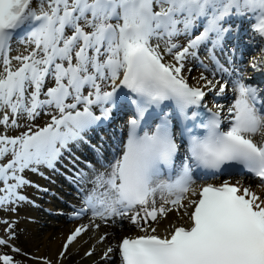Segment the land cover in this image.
<instances>
[{"label":"snow or ice","instance_id":"1","mask_svg":"<svg viewBox=\"0 0 264 264\" xmlns=\"http://www.w3.org/2000/svg\"><path fill=\"white\" fill-rule=\"evenodd\" d=\"M46 171L87 223L32 260L264 264V0H0V212Z\"/></svg>","mask_w":264,"mask_h":264},{"label":"bare ground","instance_id":"2","mask_svg":"<svg viewBox=\"0 0 264 264\" xmlns=\"http://www.w3.org/2000/svg\"><path fill=\"white\" fill-rule=\"evenodd\" d=\"M235 179L239 180L241 183H251L254 186L258 182L252 178L238 177ZM260 191H264V189H260ZM63 205L72 207V205H68L66 203ZM40 211L35 216L34 225H29L32 234L20 237L18 245L24 252H27L28 254H32L34 251H36V254L33 255L34 257L49 258L56 262L58 260L59 253L62 251L64 243L67 240V237L80 224H86L87 218L83 219L82 221L77 220L72 222V212L70 210L58 209L55 211L54 216L50 218L43 217L45 216V213ZM125 232H127V228H125ZM25 234H27V232H25ZM46 235L49 236L47 239H45ZM94 242L95 238L89 239V234L84 233L77 239L76 242L73 243V245L69 247L71 255L66 256L63 264H93V260L98 259V255L88 257L85 255V253L90 249V245ZM39 247L40 250H38ZM0 252H6L7 254L14 255L17 259H24L18 254H14L11 251V248H4L0 246ZM33 256L29 255L27 264H43V259H30V257Z\"/></svg>","mask_w":264,"mask_h":264},{"label":"rangeland","instance_id":"3","mask_svg":"<svg viewBox=\"0 0 264 264\" xmlns=\"http://www.w3.org/2000/svg\"><path fill=\"white\" fill-rule=\"evenodd\" d=\"M30 178L34 180L36 184L40 183L37 181V179L40 177L35 176V177H30ZM51 181H55V177L53 175L51 176ZM51 185H52L51 183L42 184L43 187L48 188V189L51 188ZM27 190L29 192H33L32 188H28ZM37 194L43 195V197L47 198L48 203H45V202L41 203L40 201L39 203L45 206L46 208H48L50 212H53L55 210L54 209L55 206L52 204V200H53L52 197L49 194H40V193H37ZM31 211L33 210L26 204L19 210L18 213L0 212V227L2 228L5 236H7L9 225L4 223L3 221L7 219L8 221L12 222L15 225V231H16L18 238L16 240H13L11 243L17 247H20L18 245L19 244L18 241L20 237H24L25 235L32 234L31 229L29 228V225H34L32 219H33V215H35L36 213L34 211L31 213ZM25 232H27V234H25ZM48 237L49 236L46 235L45 239H47ZM38 250H40V247L38 248ZM34 254H36V251H34L32 254H29V255L33 256Z\"/></svg>","mask_w":264,"mask_h":264}]
</instances>
